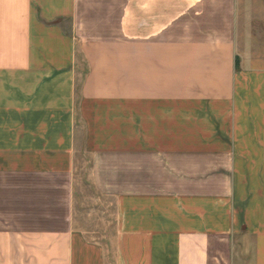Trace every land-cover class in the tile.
I'll use <instances>...</instances> for the list:
<instances>
[{
	"label": "crops",
	"instance_id": "1",
	"mask_svg": "<svg viewBox=\"0 0 264 264\" xmlns=\"http://www.w3.org/2000/svg\"><path fill=\"white\" fill-rule=\"evenodd\" d=\"M0 264H264V0H0Z\"/></svg>",
	"mask_w": 264,
	"mask_h": 264
},
{
	"label": "rangeland",
	"instance_id": "2",
	"mask_svg": "<svg viewBox=\"0 0 264 264\" xmlns=\"http://www.w3.org/2000/svg\"><path fill=\"white\" fill-rule=\"evenodd\" d=\"M87 170L86 168L84 170H82V172L80 173L82 180L84 179V177H87ZM85 174V175H84ZM86 181V180H84ZM82 181V184L83 182ZM85 187L84 189L86 190V192H84L85 195L87 196H93V198L90 201H85V203H78V208H80L81 210H85L86 208H101L102 210L106 211L105 215L108 217V219L110 221H112V211L115 209V201L112 199H107V197H100L99 193L96 191V189L92 186V184L90 182H85ZM80 210V211H81ZM96 236V235H95ZM98 236H103V235H98Z\"/></svg>",
	"mask_w": 264,
	"mask_h": 264
}]
</instances>
